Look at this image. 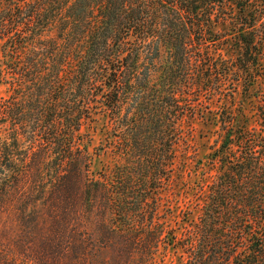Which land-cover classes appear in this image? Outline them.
Here are the masks:
<instances>
[{"label":"trees","instance_id":"trees-1","mask_svg":"<svg viewBox=\"0 0 264 264\" xmlns=\"http://www.w3.org/2000/svg\"><path fill=\"white\" fill-rule=\"evenodd\" d=\"M0 57V264H264V0H0ZM195 119L218 172L178 234Z\"/></svg>","mask_w":264,"mask_h":264},{"label":"rangeland","instance_id":"rangeland-1","mask_svg":"<svg viewBox=\"0 0 264 264\" xmlns=\"http://www.w3.org/2000/svg\"><path fill=\"white\" fill-rule=\"evenodd\" d=\"M8 91L9 86L0 78V97L6 96ZM237 100L243 101L244 99L239 95ZM250 101H254V99L245 100L244 105L247 108L246 114L249 118V124L255 125V120H257V118L254 117V113L251 112V108L249 106ZM213 108L216 109L217 107L214 105ZM99 119L100 120L94 124L96 129L89 131L86 129L84 130V132L87 131L90 133L91 140H89L86 145L89 153L93 156L91 171L95 177L99 176L98 174L103 170L112 168L118 162H123L115 152L116 150L114 145H107L110 142H115V138L112 136L111 126L106 123V118L100 116ZM184 127L186 130L190 131L192 128L196 129L191 134L194 138H187L190 147H186V145L181 143V148H183L182 151L184 152L183 154H185V157H181L177 162V165L179 164L177 166L179 167V170L177 171L182 174V177H178L174 173L171 191L164 192V196H167L168 200L173 201L176 217L174 218L172 226L174 228H181L178 231V234L183 232V228L186 229L189 227L191 221V223L198 222L202 204L205 200L204 196L207 195L209 191V188H207L206 185L211 183V180H209L208 177H215L218 172L216 166H214V168L210 164V160L208 158V156L213 152L211 148L213 147L216 139L214 132L217 131L218 128L214 126H207L197 119L191 121V123L185 124ZM188 156H190V159L187 158ZM184 180L188 182L190 181V184L186 185ZM201 186H204L203 189ZM200 189H202L205 193L202 192L201 194ZM177 207H179V209ZM187 210L192 212V214L188 216V219L190 220L189 223L183 221V213H180V211ZM180 252L181 251H178L176 254L173 250H171L165 264H182L183 260L180 257Z\"/></svg>","mask_w":264,"mask_h":264}]
</instances>
